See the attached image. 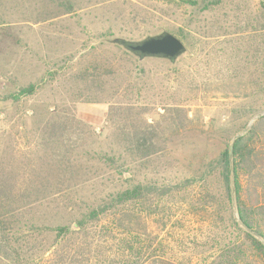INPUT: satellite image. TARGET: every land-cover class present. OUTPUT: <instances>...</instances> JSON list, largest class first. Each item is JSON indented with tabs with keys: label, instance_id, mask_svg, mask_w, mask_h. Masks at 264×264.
Here are the masks:
<instances>
[{
	"label": "rangeland",
	"instance_id": "obj_1",
	"mask_svg": "<svg viewBox=\"0 0 264 264\" xmlns=\"http://www.w3.org/2000/svg\"><path fill=\"white\" fill-rule=\"evenodd\" d=\"M67 2L0 1V171L10 172L16 182L46 179L31 171L42 162L51 134L47 124L73 117L90 131L84 142L78 140L81 146L75 151L80 156L90 152L79 157L90 173L77 175L81 186L70 203L58 197L40 212L46 224L66 226L68 234L23 228L10 236V244L0 237V264L133 263L122 241L128 232L111 217L84 230L73 228L88 206L126 188L125 177L132 179L131 185L178 189L171 196L151 197L144 206L147 211L128 228L145 233L152 242L142 259L153 253L174 264H209L225 244L235 242L237 231L229 219L237 214L217 208L216 190V199L208 202L198 175L239 135L242 122L248 121L250 128L257 120L249 125L253 118L264 112V81L256 80L264 71L260 0H225L205 14L168 5L167 0H75L70 13L50 15L65 10ZM184 26L189 32L182 40L187 50L174 64L156 58L139 61L110 43L115 38L137 42L173 34ZM260 40L263 45L255 48ZM92 74L101 75L100 89L89 85ZM29 85L35 86L31 96L8 98ZM258 86L261 89H255ZM177 102L189 105L188 119L179 130L168 124L162 128L168 138L165 153L124 176L114 173L116 165L98 160L120 148L106 119L109 104L152 108ZM76 133L67 130L65 135L74 140ZM193 176L198 178L187 185ZM248 264L261 261L250 257Z\"/></svg>",
	"mask_w": 264,
	"mask_h": 264
},
{
	"label": "trees",
	"instance_id": "obj_2",
	"mask_svg": "<svg viewBox=\"0 0 264 264\" xmlns=\"http://www.w3.org/2000/svg\"><path fill=\"white\" fill-rule=\"evenodd\" d=\"M74 2L75 0H68L64 5L65 10L50 15L56 17L70 13ZM224 2L225 0H167L168 5L175 3L180 8L195 10L200 14L213 12ZM259 5L264 17V0H260ZM130 16L135 19V15ZM186 29L184 26L172 32L176 37L185 40L189 33ZM262 45L263 41L260 40L255 48ZM84 77L88 79L87 75ZM100 77L101 75L92 74L89 85L91 87L96 85L100 89L102 86ZM256 80L264 81V71ZM255 89L261 88L258 86ZM34 90L35 86L29 85L21 89L18 95L8 98L16 101L19 96H31ZM188 106L178 102L171 106L159 104L152 108L134 107L131 104H109L106 119L114 126L112 137L120 148L112 150L113 152L109 154L103 153L98 160L116 165L114 173H121L124 176L125 172L137 169L150 158L162 155L165 153L162 147H165L168 139L162 135V128L168 124L175 130L181 129L183 121L188 119ZM161 108L164 112L162 114L158 111ZM149 119H152L151 123L148 122ZM247 124L248 121L242 122L236 131L239 135L231 144L226 143L216 158L208 160L198 175L203 185H206L204 192L206 198L210 200L208 202H214L216 190L219 195L217 208L222 207L225 210L230 208L237 214V217L229 219V223L231 222L237 231L235 242L233 245L230 242L225 244L218 256L212 258L209 264H248L250 257L264 264V115L250 128H247ZM47 126L51 127L48 129L51 134L45 143L46 150L42 162L37 170L31 171L36 175L47 176L46 179L16 182L10 172L0 171V237L5 244H10L12 240L10 236L19 235L23 228L46 229L49 232H56L57 235H67L69 232L66 226L52 228L46 224L48 219L40 212L42 208L54 205L58 197L68 199L70 203L69 197L76 195L77 189L81 186L76 181L77 175L90 173L87 166L79 163V157L89 156L90 152L85 151L81 156L79 152H75L81 146H78V140L84 142L83 140L89 138L90 131L88 132V127L84 123L73 117L62 123H48ZM67 130L77 132V137L72 140L66 136ZM61 131L64 133H59ZM110 154L112 156H108ZM125 178L124 182L128 186L122 190L109 192L98 204L88 206L87 212L76 220L77 227L84 230L87 225L111 217L115 226L122 227L121 229L128 232L124 235L126 240L122 241L130 254L129 257L134 260L131 264H174L169 260L155 257L153 253H150L146 260L142 259L152 248V242L145 233L128 228L131 229L133 221L140 219L142 210L147 211V207L144 206L151 197L156 194L171 196L178 189L171 186L156 188L141 183L131 185L129 182L132 179ZM197 178L193 176L185 183L190 185V182ZM151 207L152 204H149L148 209Z\"/></svg>",
	"mask_w": 264,
	"mask_h": 264
},
{
	"label": "water",
	"instance_id": "obj_3",
	"mask_svg": "<svg viewBox=\"0 0 264 264\" xmlns=\"http://www.w3.org/2000/svg\"><path fill=\"white\" fill-rule=\"evenodd\" d=\"M110 43L122 46L125 50L136 56L139 61L147 58H156L167 60L171 64H174L187 50L184 42L169 32L150 36L137 42L115 38ZM263 115L264 112L260 113L253 118L249 125ZM73 228L78 229L76 224H74Z\"/></svg>",
	"mask_w": 264,
	"mask_h": 264
}]
</instances>
